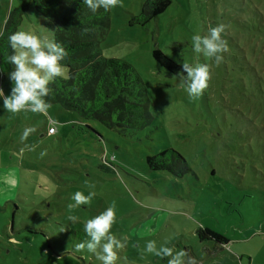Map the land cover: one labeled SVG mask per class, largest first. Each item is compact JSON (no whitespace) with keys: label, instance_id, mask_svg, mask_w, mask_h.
I'll list each match as a JSON object with an SVG mask.
<instances>
[{"label":"rangeland","instance_id":"374dc122","mask_svg":"<svg viewBox=\"0 0 264 264\" xmlns=\"http://www.w3.org/2000/svg\"><path fill=\"white\" fill-rule=\"evenodd\" d=\"M146 2L121 0L110 9L101 43L105 57L131 63L144 80L153 117L145 128L109 129L60 104L45 114L11 113L0 97V264H102L75 245L90 239L85 222L113 201L111 234L127 239L115 264H167L169 258H141L149 240L187 250L199 264H264V0H171L149 23H131ZM18 5L0 0V32ZM221 23L228 50L216 65L193 51L191 38ZM18 30L53 39L33 5ZM155 49L181 66L209 65L203 94L190 98L179 78L187 74H171ZM9 73L0 70L5 96L13 87ZM25 127L37 131L22 142ZM165 149L181 154L192 172L176 177L150 169L147 157ZM90 190L95 197L73 210L79 219L72 223L71 197ZM201 228L229 243L201 241Z\"/></svg>","mask_w":264,"mask_h":264},{"label":"trees","instance_id":"16d2710c","mask_svg":"<svg viewBox=\"0 0 264 264\" xmlns=\"http://www.w3.org/2000/svg\"><path fill=\"white\" fill-rule=\"evenodd\" d=\"M31 5L48 18L44 20L53 33L52 41L68 53L61 61L68 69V77L59 76L49 83L51 91L46 101L50 105L60 104L82 119L100 122L109 129L139 130L148 126L153 117L144 80L131 63L102 53L101 43L111 25V11L101 8L93 13L84 0H19V5L9 12L0 36V70L12 72L14 65L5 60L13 52L8 36L18 31ZM170 5L171 0H147L131 23L145 25ZM153 55L171 74L183 71L181 65L161 50L155 49ZM147 164L152 170L168 171L176 177L192 172L187 160L174 149L148 156ZM198 235L201 241L229 243L227 237L210 228L199 229Z\"/></svg>","mask_w":264,"mask_h":264},{"label":"clouds","instance_id":"9594fccd","mask_svg":"<svg viewBox=\"0 0 264 264\" xmlns=\"http://www.w3.org/2000/svg\"><path fill=\"white\" fill-rule=\"evenodd\" d=\"M86 6L95 13L103 8L108 11L121 5V0H84ZM44 19H48L45 17ZM226 25L221 23L215 27H209L207 34H195L192 36V47L196 53H202L205 57L214 60L216 65L223 62V53L228 50V44L222 38L226 31ZM87 29L84 30L87 33ZM3 36V32H0ZM8 42L13 50L11 55H6L7 63L15 65V70L8 74L13 82L11 94L5 96L0 88V97L3 98V105L8 112H33L45 114L50 107L45 97L49 96V83L54 78L64 75V68L61 61L68 56L66 50L59 44L31 32L18 30L8 36ZM183 71L187 75H180V84L186 88L190 98L200 97L208 87L211 78L210 68L207 64H197L195 66L188 62L182 63ZM71 123V122H70ZM35 127H25L20 137L21 141H26L28 137L36 132ZM30 150H35V146H27ZM47 154L46 150L40 153L41 158ZM86 187L94 189L95 185L85 181ZM95 191H89L85 195L77 191L71 197L74 203L68 204V220L72 223L78 221V216L71 214L74 209L81 205H88L95 197ZM116 204L111 205L94 218L88 219L84 224V231L90 238L86 242L75 245L77 252L85 249L95 254L102 264H115L118 259L117 250L123 249L127 239H117L111 234L113 224L116 222ZM64 231V230H62ZM168 241L157 247L155 240L147 241L141 251V258L151 254L161 259L169 258L167 264H199V261L191 256L187 250L174 251L173 247L167 246Z\"/></svg>","mask_w":264,"mask_h":264},{"label":"built area","instance_id":"2783aa9c","mask_svg":"<svg viewBox=\"0 0 264 264\" xmlns=\"http://www.w3.org/2000/svg\"><path fill=\"white\" fill-rule=\"evenodd\" d=\"M56 133V128L54 126H51L49 128L48 134L49 135H54Z\"/></svg>","mask_w":264,"mask_h":264}]
</instances>
